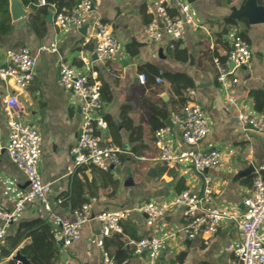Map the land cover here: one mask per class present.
Instances as JSON below:
<instances>
[{"label":"crops","instance_id":"crops-1","mask_svg":"<svg viewBox=\"0 0 264 264\" xmlns=\"http://www.w3.org/2000/svg\"><path fill=\"white\" fill-rule=\"evenodd\" d=\"M74 1V6L80 2ZM187 1L194 20L179 35H166L159 42L150 41L145 35L147 24L157 14L158 0H92L91 11L82 16L84 25L65 30L55 27L53 7L48 15L47 32L42 37L28 23L30 8L24 6L29 12L26 17L12 19L14 31L0 35V66L6 63L9 49L26 46L35 58V67L33 79L24 90L0 78V139L6 143L9 137L5 97L18 94L25 106L24 121L36 127L43 138L39 171L43 180L51 183L52 210L46 211L40 203L28 205L7 232L21 221L39 216L49 218L60 242L59 264H101L102 251L97 244L100 223L87 222L79 240L63 245L57 217L73 220V211L86 202L92 204V213H97L166 200L184 189L197 193L204 189L202 175L159 159L154 134L162 126L170 127L165 138L178 151L190 148L223 151L221 165L204 173L210 177L214 189L209 204L244 211L243 199L255 177H264V133L244 125L238 118V109L264 117V22L250 23L240 15L249 5L247 0ZM258 3L264 6L259 0ZM171 10L174 15L178 13L174 8ZM97 20L111 25L121 45L115 57L106 62L95 61V43L87 40ZM234 20L237 24L231 23ZM235 34H242L251 50L249 62L235 69L240 79L233 92L238 105L228 103L214 64L215 57L227 58ZM54 42L57 52L40 50L41 45ZM171 43H176V47L172 48ZM83 56L91 58L102 84L104 105L100 115L113 123L109 127L107 121L108 128L102 134L107 142L132 155L123 154L122 163L107 171L85 166L69 174L70 150L78 140L82 115L79 98L59 84V67L61 61H66L86 73ZM141 73L146 76L145 83L139 81ZM161 73L184 74L194 84L191 88L196 90V99L205 110L211 129L195 145L184 142L181 128L173 122V116L182 112L184 103ZM250 166L253 168L247 174L240 175ZM27 189L28 179L22 170L7 153L0 154V208L12 210ZM65 201L69 203L66 206ZM146 219V213L133 212L122 221V233L115 232L105 239L115 264H122L126 258L128 264H146V254L136 253L133 241L153 234L164 238L159 264H239L233 246L240 240V233L230 222H224L213 235L201 232L189 239L182 230L186 222L183 206L172 207L154 225H148ZM262 234L264 237V226ZM15 253L0 259V264L13 259Z\"/></svg>","mask_w":264,"mask_h":264},{"label":"built area","instance_id":"built-area-1","mask_svg":"<svg viewBox=\"0 0 264 264\" xmlns=\"http://www.w3.org/2000/svg\"><path fill=\"white\" fill-rule=\"evenodd\" d=\"M44 5L45 0H40ZM93 7L92 0H80L72 7H62L56 10L53 18L54 25L59 30L71 26L84 25L83 14L89 13ZM176 9V15L170 13ZM194 20V13L187 0H158L157 14L145 28L146 37L153 42L161 41L164 36L175 37L181 33L188 22ZM88 41L95 43L96 62H106L118 53L120 41L113 33L110 24L95 21L91 27ZM171 46H174L171 43ZM41 51L57 52V44H43ZM7 60L0 66V78L6 83H13L20 90L26 89L33 79L35 58L31 50L23 46L19 49H9ZM251 58L250 44L242 34H235L231 49L225 60L214 58L217 69V80L228 103L238 105L234 95L235 86L240 82L235 69L246 65ZM82 61L88 72H80L66 61L60 62L59 84L71 90L80 100L82 122L76 144L71 148L72 165L68 173L85 166H96L104 171L122 163L123 154L132 152L107 142L102 134L108 128V123L100 111L103 109L102 84L98 72L93 69V61L83 56ZM139 81L145 83L144 73L139 74ZM161 82L160 77L157 78ZM5 108L8 113L9 137L4 143L0 139V154L7 153L17 164L28 179V189L16 201L12 210L0 208V242L5 240L11 225L20 220L21 214L28 205L40 203L46 211L52 210L50 182L44 181L39 171V162L42 157L43 138L39 130L23 119L25 106L18 94L5 97ZM239 120L249 129L264 133V117L250 114L238 109ZM174 124L182 130V137L186 144L195 145L204 139L210 132L207 114L201 103L196 99V90L189 88L182 112L173 116ZM169 126H162L155 130V144L160 151L159 159L170 165L191 168L204 178V189L201 193L184 189L166 200H150L133 209H119L114 211H100L92 213V204L84 203L73 211L74 219L66 220L56 218L60 225V235L63 245H70L81 237L83 225L91 220L100 223V236L97 244L102 251L101 264H115L113 256L105 247V239L113 233H122V221L131 213H146L147 224L154 225L165 217L174 206H183L186 222L183 233L189 239H194L201 232L209 236L215 234L224 222H230L240 233V240L233 246L239 264H264V177L257 175L250 191L244 196V211L218 207L209 204L213 199L214 189L210 184V177L205 175L207 169L217 168L221 165L223 151L220 148L208 150L190 148L183 151L176 150L166 141ZM135 252L146 254V264H159L164 238L151 235L133 241ZM205 243H208L207 239ZM129 258L122 264H128Z\"/></svg>","mask_w":264,"mask_h":264},{"label":"trees","instance_id":"trees-1","mask_svg":"<svg viewBox=\"0 0 264 264\" xmlns=\"http://www.w3.org/2000/svg\"><path fill=\"white\" fill-rule=\"evenodd\" d=\"M259 1L264 4V0ZM21 2L25 7L31 9L28 23L41 37L47 32L48 15L53 7L60 10L62 7L72 8L75 5L74 0H45L44 5L40 4V0H21ZM173 11L170 10L174 15ZM231 23L237 24V20L231 21ZM13 31L9 0H0V35L10 34ZM175 47L176 43L172 48ZM156 72L159 73L157 70ZM161 74L172 83L176 96L184 103L186 100L185 91L189 87H194L192 80L180 73ZM257 108L260 110L261 107L258 105ZM107 121L109 127L113 126L111 120L108 119ZM63 204L66 206L69 203L65 201ZM72 209L75 207L72 206ZM23 243L24 245L21 247ZM17 250H20L32 264H59L60 242L55 237L52 221L49 218L39 216L32 220L19 222L11 232L7 233L4 243L0 245V259L10 257ZM6 264L22 263L10 259Z\"/></svg>","mask_w":264,"mask_h":264},{"label":"water","instance_id":"water-1","mask_svg":"<svg viewBox=\"0 0 264 264\" xmlns=\"http://www.w3.org/2000/svg\"><path fill=\"white\" fill-rule=\"evenodd\" d=\"M246 2H248L249 5L243 8V11H241L240 15L245 16L250 23L264 22V6L260 5L258 0H247ZM10 5L11 17L13 20H18L22 17H26L29 14L21 0H11ZM113 167L114 166H112V168ZM252 168L253 167L250 166L249 169L242 171L240 175L247 174ZM12 258L22 264H32L31 261L21 253L20 250H17Z\"/></svg>","mask_w":264,"mask_h":264}]
</instances>
